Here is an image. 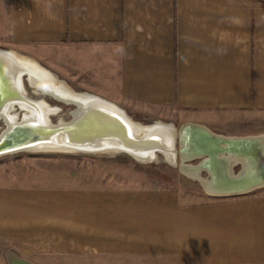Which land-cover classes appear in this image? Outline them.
I'll list each match as a JSON object with an SVG mask.
<instances>
[{
  "label": "crops",
  "instance_id": "crops-1",
  "mask_svg": "<svg viewBox=\"0 0 264 264\" xmlns=\"http://www.w3.org/2000/svg\"><path fill=\"white\" fill-rule=\"evenodd\" d=\"M0 47L127 112L264 133V0H0ZM128 169L102 180L112 187L1 174L0 264L10 251L33 264H82L80 251L109 254L84 264H264V185L229 195L195 178L202 200L133 186Z\"/></svg>",
  "mask_w": 264,
  "mask_h": 264
},
{
  "label": "water",
  "instance_id": "water-1",
  "mask_svg": "<svg viewBox=\"0 0 264 264\" xmlns=\"http://www.w3.org/2000/svg\"><path fill=\"white\" fill-rule=\"evenodd\" d=\"M89 94L84 95L98 99L101 106L106 107V109L109 108L108 110L111 108L113 112L115 111L114 113L125 125V128L109 124L103 117H98L95 121L92 120L90 123L93 126L90 127L87 121L93 116H88L90 114L86 116L83 113L85 108H81L78 101L70 103L74 107L70 110L72 118L69 121L64 120V117H60L54 123L50 118V120H46L45 127L35 126L36 121L29 123L30 121L25 120L23 116L18 123L13 122L11 126L0 117L5 125V129L0 131V156L25 150H58L55 146L46 142L55 140L58 143L55 133L66 131L65 136H62L64 139L62 142L75 145L69 147L71 152L79 150L82 152L111 153L113 151L130 154L131 150L129 149H133L132 146L137 147V145H140L141 148L146 146L147 149L145 150H152L158 156L161 154L166 157V149H161V147L166 146L165 148L174 149L176 153L174 160L179 159L181 171L190 174L200 173L201 175L205 171L210 182L219 183L223 192H227L229 195L231 193L248 192L264 185V133L255 136H226L221 133H213L208 127L197 123H184L178 127L173 122H161L159 119H155L152 122H159L167 129L168 133H171L172 130L174 132L172 142L167 144L165 141L166 145L162 144L163 146H160L161 139L159 137L153 139L160 125L159 128L152 125L139 131V124H134L131 119L132 116L116 102L107 100V98L98 94L94 95L91 92ZM17 96H27V92L23 88ZM55 100L67 103V101L56 97ZM9 101L10 98L5 99L4 103H0V108ZM60 108L61 106H59ZM128 127L131 129V135L129 130L126 131L127 135L124 132ZM194 159L197 161L189 163ZM236 166H238V169L235 170L234 167ZM221 176H224V178H221ZM224 179H227L226 182L221 183V180ZM7 256L10 264H33L32 261L21 259L11 251L7 253Z\"/></svg>",
  "mask_w": 264,
  "mask_h": 264
},
{
  "label": "rangeland",
  "instance_id": "rangeland-1",
  "mask_svg": "<svg viewBox=\"0 0 264 264\" xmlns=\"http://www.w3.org/2000/svg\"><path fill=\"white\" fill-rule=\"evenodd\" d=\"M0 49H13V51H19L20 53L26 54L24 51L17 47L4 48ZM31 57V55H26ZM45 66V65H44ZM60 81L66 83L64 78L59 77ZM27 75L24 76L23 86L27 88V96L33 98H41L43 94L38 88L32 87L27 82ZM60 84V83H58ZM67 84V83H66ZM68 85V84H67ZM70 86V85H68ZM73 90L78 91L80 88L70 86ZM77 89V90H76ZM34 90V91H33ZM39 90V91H38ZM83 91V90H80ZM87 92V91H86ZM44 94L45 100L50 104L59 105L61 109L58 112L51 115L52 121L57 122V119L64 117V120H70L72 114L70 110L74 107L73 104H67L65 102L55 100L52 96ZM21 111V109H20ZM18 111L19 117L22 116L21 112ZM129 112V111H128ZM129 115L132 116L134 120H138L142 123L150 124L153 120L157 119L156 117H146V115L129 112ZM166 121V120H163ZM180 126L179 124L177 125ZM5 129V125L2 120H0V131ZM178 147V145H177ZM164 155H159L156 160H151V162H140L137 161L133 155L127 152H82L79 150L68 151V150H55L48 149L45 151L42 150H25L19 152L7 153L6 155L0 156V175L4 174V181L7 180L12 183H22L29 182L30 186H50L53 184H62L64 182H78L79 185L85 184H95L96 186H109L112 187V183L116 181L123 180L125 181L124 170H133L135 175H141L140 178L145 180H139L134 177L129 179H136L137 181L130 180V184L133 186H139L140 183L154 184L157 186L165 187H174L178 191L189 192V195H193L195 199L205 200L204 188L201 186L198 180L191 175L181 171L180 161L175 166L174 163L167 160ZM197 160H191V162H196ZM113 169V170H112ZM238 169V166L235 167V170ZM113 171L112 176L106 175V171ZM121 170V171H115ZM138 172V173H136ZM143 172V173H142ZM202 176H206L207 173L202 172ZM46 174L50 175L49 177ZM130 174V173H129ZM46 176V177H45ZM119 176V177H117ZM115 178H119L116 180ZM102 180H113L112 183L102 182ZM152 180V181H151ZM140 182V183H139ZM37 183V184H36ZM119 183V182H118ZM6 184V183H5ZM75 184V185H77ZM124 186V183H123ZM151 186V185H149ZM91 216V214H90ZM102 220H107L109 217L103 214ZM89 239H92L89 236ZM102 239L103 237H99ZM93 241V240H92ZM94 242V241H93ZM75 258L79 257L82 259V264L88 262L89 260H96L97 258L102 259V255L106 256L109 254H98L97 251L85 252L80 251L74 254L71 253ZM83 258H86L83 260Z\"/></svg>",
  "mask_w": 264,
  "mask_h": 264
},
{
  "label": "bare ground",
  "instance_id": "bare-ground-1",
  "mask_svg": "<svg viewBox=\"0 0 264 264\" xmlns=\"http://www.w3.org/2000/svg\"><path fill=\"white\" fill-rule=\"evenodd\" d=\"M24 54H21L16 51H12L9 49H0V103H4V100L7 98H10V101L5 105L1 106L0 108V117L3 121H6L9 125H13V122L18 123L22 118V116L25 118V120L30 121H36L35 126H41L45 127L46 120H50L51 115L53 113L56 114L59 109V105H53L50 104L47 100L44 98V94L52 96L54 99L59 98L62 100L67 101L68 104L78 101L80 102V107L85 108L83 110V113L87 116V114H90L88 116H93L91 119H89L87 124H90V127L93 126L90 122L92 120L95 121L98 117H103L104 120H107L109 124H112L114 126H121L125 128V125L121 122L119 117L113 112V110L110 108V110L106 109V107L101 106L98 99L96 100L93 97L86 96L84 94H89V92L85 91H74L70 87L65 86L64 84H58L56 82L55 78H52L50 75L46 74L44 70H42L40 67L37 66L36 63L32 62V59H28ZM28 76V84L32 85V87L38 88L41 90V92L44 91V93L41 95V98H33L28 96L19 97L17 94L19 92H22V89L24 88L25 92L28 93L27 88H25L23 85L24 76ZM53 75V74H52ZM23 86V87H22ZM38 90V91H39ZM34 91V90H33ZM46 95V96H47ZM90 95V94H89ZM102 104V103H101ZM21 109V111H20ZM61 109V108H60ZM112 110V111H111ZM18 111L21 112L22 116L19 117ZM78 113L76 112V115ZM118 114V113H117ZM32 117V120H31ZM132 119V118H131ZM26 121V122H27ZM134 124H139V131L142 130V128H149L152 125H156L159 128L160 123L159 122H151L150 124L147 123H140L137 121H134ZM163 126L160 125V128ZM157 129V132L155 133L153 139L155 137H159L162 141L160 146H163L165 144V141L167 144H170L172 142V134H174L173 130L171 133H168L167 129L163 127L162 129ZM129 130V133L131 132L130 128L128 127L126 131ZM66 131H61L58 133H55V136H57L58 143L53 140L51 142H46L47 144L53 145L56 147V149H68V151H71L70 146H75L74 144L70 145L69 142L64 144L62 142L63 137L65 136ZM127 135V134H126ZM131 135V133H130ZM63 144V145H62ZM163 144V145H162ZM92 145V144H91ZM106 145V144H104ZM111 145V144H108ZM166 145V144H165ZM156 146V145H154ZM133 149L131 150L130 154H132L137 161L140 162H146L151 160H156L158 155L155 151H148L146 146L141 148L142 146L137 145V147L132 146ZM166 146L161 147L162 150L166 149V159L171 161L172 163H175L174 158L176 153L174 152V149L165 148ZM191 167V166H189ZM188 175H192L193 177L195 174L187 173ZM200 174V173H199ZM200 176V175H199ZM196 179L199 178L201 184L205 186L206 182L207 185L212 187V193L223 191L219 190L218 186L220 187L219 183L215 184L214 182H210V179L207 178L204 181L202 178L194 177ZM221 178H224V176H221ZM224 180H221V183L226 182ZM207 189V187H206ZM208 190V189H207Z\"/></svg>",
  "mask_w": 264,
  "mask_h": 264
}]
</instances>
